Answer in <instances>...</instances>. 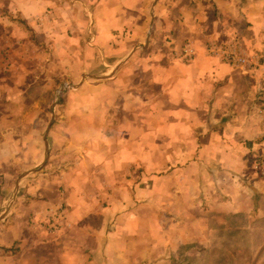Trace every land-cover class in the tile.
<instances>
[{
    "label": "crops",
    "instance_id": "obj_1",
    "mask_svg": "<svg viewBox=\"0 0 264 264\" xmlns=\"http://www.w3.org/2000/svg\"><path fill=\"white\" fill-rule=\"evenodd\" d=\"M97 3L93 26L59 46L82 81L65 116L49 124L44 151L37 141L36 165L0 170V216L5 188L14 183L15 194L0 222V264H30L42 247L56 258L59 243L77 253L62 257L84 264H194L215 257L217 228L264 232V66L208 49L238 38L262 54L264 0ZM151 11L174 47L148 42ZM188 43L191 61L180 57ZM2 146L4 165L31 147L23 138ZM61 206L66 220L51 234L40 224Z\"/></svg>",
    "mask_w": 264,
    "mask_h": 264
},
{
    "label": "rangeland",
    "instance_id": "obj_2",
    "mask_svg": "<svg viewBox=\"0 0 264 264\" xmlns=\"http://www.w3.org/2000/svg\"><path fill=\"white\" fill-rule=\"evenodd\" d=\"M43 1L52 3L46 2V7L42 4ZM42 2L0 0V150L9 139L23 138L28 140L27 148L31 146L26 157L22 158L23 161L17 159L14 165H4L0 162V170L7 171L10 168L9 171L14 175L27 169L23 164L25 161L30 166L36 165L37 156L33 151L37 150V141H40V149L44 151L43 139L49 124L53 120V127L57 119H63V109L68 106L69 94L78 91L76 86L82 81H73L78 75L80 78L73 66L74 60L71 56L74 55L67 56L60 51L59 46L65 47L67 37L73 40V28L81 27L87 31L88 27L93 26V7L98 4V0ZM150 14L145 31L148 42H155L162 47H174L172 35L162 37L155 33L162 25L158 27V19L152 11ZM231 42L242 46L238 38L229 43ZM245 44L249 43L246 41ZM248 48L251 49L250 46ZM252 56H261L262 62L264 52H254ZM79 62L80 59L75 60L76 64ZM86 82L92 84L90 79ZM47 143L50 144L48 137ZM1 176L0 197L5 182ZM13 186L14 183L5 188V202L12 197ZM5 204L0 203V213L5 210ZM254 229L255 231L243 234L239 229L222 231L217 228L219 241L215 257L205 258L194 264H264V232L258 233L257 227ZM77 237L82 240L81 235ZM9 250L17 254L20 248L12 247ZM57 250L58 255L55 258L53 249L42 247L35 255H29L34 259L27 261L30 264H84L81 258L69 261L66 260L65 254L62 257L63 253L74 256L77 254L70 249L66 251L63 244L59 243ZM97 261L92 256L90 263L97 264Z\"/></svg>",
    "mask_w": 264,
    "mask_h": 264
},
{
    "label": "built area",
    "instance_id": "obj_3",
    "mask_svg": "<svg viewBox=\"0 0 264 264\" xmlns=\"http://www.w3.org/2000/svg\"><path fill=\"white\" fill-rule=\"evenodd\" d=\"M208 49L213 54L217 56H221L225 62L230 63L232 65L248 66V65H254L255 62H257L258 64L257 68L261 67V65L264 66V58L261 63V56H251L247 54L242 48V46L234 42L223 45L214 44L211 45ZM193 56H194V50L191 44L188 43L186 44V46H184L180 57L183 58L185 61H191L193 59ZM258 164L259 167L262 169V173L264 174V157H262V159ZM65 220H66V207L61 206L60 208L57 209L55 214L48 219V223L46 224L41 223L40 225L41 227H44V229H46V231H48L49 233L54 234L61 231L62 225Z\"/></svg>",
    "mask_w": 264,
    "mask_h": 264
},
{
    "label": "water",
    "instance_id": "obj_4",
    "mask_svg": "<svg viewBox=\"0 0 264 264\" xmlns=\"http://www.w3.org/2000/svg\"><path fill=\"white\" fill-rule=\"evenodd\" d=\"M87 77V76H86ZM86 77H84V78H86ZM91 79H93V80H101L102 79V77H93V76H89ZM76 88H77V86H76ZM53 123V120H52V122H51V124ZM51 124H50V126H51ZM49 126V127H50ZM24 179V178H23ZM17 190V189H16ZM16 193V192H15ZM14 200H15V194H14V196H12V198H11V200H10V203H9V206H8V208H7V210L4 212V214H2L1 216H0V222L9 214V212H10V210H11V208H12V206H13V204H14Z\"/></svg>",
    "mask_w": 264,
    "mask_h": 264
}]
</instances>
